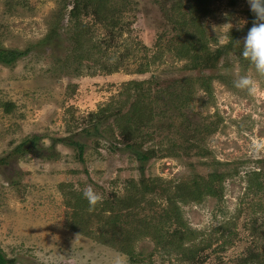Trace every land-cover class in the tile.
<instances>
[{
    "label": "rangeland",
    "instance_id": "374dc122",
    "mask_svg": "<svg viewBox=\"0 0 264 264\" xmlns=\"http://www.w3.org/2000/svg\"><path fill=\"white\" fill-rule=\"evenodd\" d=\"M105 1L101 21L92 13L72 17L76 0H0V49L29 50L0 62V249L7 264H240L252 254L259 260L249 264H262L264 95L233 86L247 74L264 87L240 56L253 23L246 0ZM241 20L235 48L203 81L191 56L204 53V41L214 52L230 45ZM188 45L192 52L183 55ZM135 83L154 119L163 118L161 130L144 126L153 138L142 143L158 150L143 171L155 189H143L140 164L126 147L132 140L116 119L119 107L127 113L137 101ZM161 110L165 115H157ZM100 117L102 133L87 135ZM185 117L202 127L197 134L208 154L187 148L185 136L194 132L168 129ZM74 141L85 145L83 160ZM214 170L216 193L178 201L185 224L178 239H157L154 225L138 220L132 227V210L155 224L151 214L163 213L181 183L193 185ZM89 187L99 200L75 208ZM128 197L140 202L119 207ZM130 228H137L132 238Z\"/></svg>",
    "mask_w": 264,
    "mask_h": 264
},
{
    "label": "trees",
    "instance_id": "16d2710c",
    "mask_svg": "<svg viewBox=\"0 0 264 264\" xmlns=\"http://www.w3.org/2000/svg\"><path fill=\"white\" fill-rule=\"evenodd\" d=\"M105 2H106L105 0H95V2H94V0H76V3L74 4V6L71 8V11H70L71 16L74 17L75 19H77L82 14L92 13V14L97 15V17H100V18H98L99 20L103 21L105 19L102 17L103 16V10L102 9L104 7ZM90 6H92V8H93L92 12H89ZM251 16H252L251 20L253 22L254 15L251 13ZM182 23H184V22H182ZM53 32L54 31H52L51 34L48 35L49 37L47 39H51L53 37V34H54ZM243 32H244L243 30L233 31V33L231 34L230 45H225V46L219 47L215 52L210 51L207 48L206 41H204L200 44L202 46L204 53L201 54L200 52L197 51L191 57H192V61L194 64V69L198 72L199 75H201L200 78L203 79V81L210 82V80L214 78V76L216 74V69H217V61L219 60L220 56L225 54L226 52H228L230 49L235 48L236 41L238 40V37L241 34H243ZM191 43H193L192 39L190 41V44ZM28 52H29L28 49H25V50L0 49V62L6 63V64H11L17 58L27 55ZM191 52H192V48H191V46L188 45L182 54L183 55L184 54H190ZM205 70H210L209 75H207V74H206V76L204 75ZM182 81H184V79ZM180 82H181V80H180ZM138 84L139 83L134 84L135 87L137 88V90H138ZM206 88H209V84L206 85ZM158 93H160L159 90H158ZM136 96H137V101H134L132 103V105L130 107V111H128L127 113L121 114V112H122L121 107H119L117 109L116 119L118 120L117 123H118V127L121 130V132L122 131L126 132L127 133L126 135L129 137V140H132V142H129L126 144V147L129 148V150L135 154V157L137 158V160L140 164V170L142 171L141 172V174H142L141 181L143 182V185H144L143 189H155L159 186V184L156 183L155 180H151V182L146 180L144 177L143 171H144L145 165L150 161V159H152L158 155V153H157L158 150H156L154 148L144 149V148H142V143L145 144L146 139L152 140V138H153V134L149 133L148 131H145L144 128H146L147 126H151L153 124V126H155L154 128H156L157 130H161L162 124H160V123L162 122L161 120L163 118L160 117L159 119L158 118L154 119L152 109L148 108V106L146 105V102L143 101L144 93H141V91L139 92V90H138V94ZM170 97L173 99H177V98H179V95H178L176 90H172ZM184 97H187V95ZM187 99H188V97H187ZM186 101L187 100H185V102ZM183 103H184V100L182 99V104ZM165 113H166L165 110H161L157 113V115H165ZM102 119H101V117L99 118V120L95 124V128H94L95 130L94 131H86V134L87 135H100L102 133L101 132V124L103 122H105L104 120H106V117L102 118ZM168 124H169L168 129L172 128L174 130L175 129L178 130L177 132L179 133V135H184L185 133H193L194 132V136L187 135V134L185 136L187 148L191 149V148L197 147L199 149L198 152H202V155H205L206 153L208 154V150L205 149L202 146V144L200 143V140L203 137H201L199 134H197V132L199 133V131L202 129V127H197V126L193 125L190 117L183 118V121H181V123H179L178 125L171 124V122H169ZM144 126H146V127H144ZM208 129L212 133L215 130V127L213 129H211V128H208ZM208 129H206V132H209ZM72 144H75L79 148V158L81 160H83V154H84V150H85L84 143H81L79 141H74V142H72ZM171 148H173L174 150H178V143L175 140L173 141ZM1 161H4V160H1ZM217 176H219V174H218L217 170H214L212 172V174H210L206 178H203L202 181H200L197 178H194L192 180L193 185L192 184L191 185L184 184V183H181L179 186L176 185V186H178L176 188L177 191H176V193L171 194L168 197V201H167V204L165 205L163 213H159V211H153V213L151 214L150 217L154 216L156 218L157 222H155V224L152 222H150V224L143 223L142 219H140L138 217L139 214H136L132 210L130 212V215L132 217H134V218H132V220L134 222V225L132 227H137L135 224V221L138 220L139 222H141V224H143L144 227H148L146 225H154L156 231L158 232V234L156 235L157 239L162 237L163 239H166L167 242H172L175 238L178 239V237L180 236V231H181L180 227L185 226L182 218L180 217V215L182 214V210L179 207L178 201L185 204V203H188V201H193V200L196 201L197 199H200L203 196L202 193H206V194L216 193L215 187H214L215 186L214 181L217 180V178H216ZM130 185H133L134 189H138L137 185L136 184L134 185L133 181H131ZM129 198L130 197L121 199L122 202H121V204H119V207L127 209V206L130 207V206H133L132 204L140 202V200L137 197H136L137 198L136 200L135 199H129ZM76 200H77L75 202L76 204L74 205L75 208H81V207L86 205L87 199H85L81 195L79 197H76ZM137 200H138V202H137ZM105 202L110 203L108 201H105ZM68 204H71V202L68 201ZM113 206H114V203L111 206H109V209L110 210L113 209L114 208ZM115 213H119V211L115 212ZM74 214L77 216L74 219L73 227L77 228L76 223L81 222V217L77 211H75ZM116 219L113 220V222H114L113 228L116 227V224H117ZM175 222L177 223V226L170 229L172 227V223H175ZM119 228L121 229L120 226H119ZM131 228L129 230H126V231L128 232V235L132 238L136 234L137 228H135V229H131ZM116 230H117V227L112 231V234H111L114 238L117 237ZM85 233L89 234L87 232H85ZM221 247L223 248V246H221ZM122 250L127 252V253L130 252L127 248L125 249L124 247L122 248ZM196 252H199V250L196 249ZM185 255H186V257L189 256L188 254H185ZM190 256H194V252H191ZM131 259H133L134 261L137 260L135 256H132ZM256 260H259V258H257V255L252 254V255L240 260V264H249V263H252L253 261H256ZM7 262H8V259L6 258L5 254L2 252V250L0 249V264H7ZM262 264H264V261L262 262Z\"/></svg>",
    "mask_w": 264,
    "mask_h": 264
},
{
    "label": "clouds",
    "instance_id": "9594fccd",
    "mask_svg": "<svg viewBox=\"0 0 264 264\" xmlns=\"http://www.w3.org/2000/svg\"><path fill=\"white\" fill-rule=\"evenodd\" d=\"M246 2L254 15V20L243 37V41H239L242 45L240 56L248 62L256 76L264 77V0H246ZM244 23L243 20L237 23L235 25L237 30H240ZM233 86L244 90L250 96L264 95L261 82L247 74L240 75L234 80ZM82 195L89 204H95L100 198L91 187L86 188Z\"/></svg>",
    "mask_w": 264,
    "mask_h": 264
}]
</instances>
